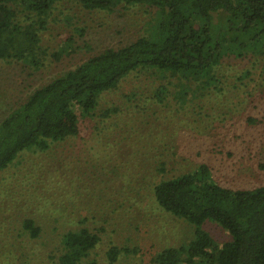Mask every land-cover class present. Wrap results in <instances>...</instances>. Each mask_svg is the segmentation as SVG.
I'll use <instances>...</instances> for the list:
<instances>
[{
  "label": "rangeland",
  "instance_id": "obj_1",
  "mask_svg": "<svg viewBox=\"0 0 264 264\" xmlns=\"http://www.w3.org/2000/svg\"><path fill=\"white\" fill-rule=\"evenodd\" d=\"M154 15L142 5L87 10L58 0L40 31L42 64L0 59V120L92 55L152 36ZM211 73L205 86L128 74L100 94L77 135L19 152L0 170V264H57L63 235L81 227L99 240L79 264H156L194 232L156 204V182L205 164L221 186L264 185V53L226 54ZM27 218L39 227L34 238ZM203 229L217 243L228 239L213 222ZM110 247L119 249L113 261Z\"/></svg>",
  "mask_w": 264,
  "mask_h": 264
},
{
  "label": "trees",
  "instance_id": "obj_2",
  "mask_svg": "<svg viewBox=\"0 0 264 264\" xmlns=\"http://www.w3.org/2000/svg\"><path fill=\"white\" fill-rule=\"evenodd\" d=\"M57 1L0 0V59L42 64L47 51L39 45L40 31ZM77 1L87 10L152 8L154 34L94 54L30 93L0 120V170L24 149L45 150L50 142L77 135L79 120L95 114L100 94L128 74L200 80L205 86L224 55L264 53V0ZM152 192L158 206L194 227L192 239L161 250L156 264H264V185L224 187L201 164L193 172L159 180ZM206 221L224 229L228 239L215 242L203 229ZM22 227L33 238L39 233L32 219H24ZM98 240L86 227L66 232L57 264H79ZM118 252L108 249L110 261Z\"/></svg>",
  "mask_w": 264,
  "mask_h": 264
}]
</instances>
